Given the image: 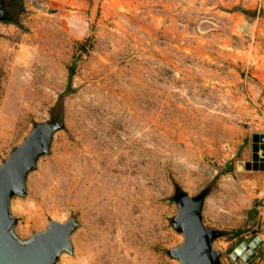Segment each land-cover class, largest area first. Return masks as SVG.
<instances>
[{
	"label": "rangeland",
	"instance_id": "1",
	"mask_svg": "<svg viewBox=\"0 0 264 264\" xmlns=\"http://www.w3.org/2000/svg\"><path fill=\"white\" fill-rule=\"evenodd\" d=\"M6 6L0 163L35 123L63 119L11 199L20 237L75 215L57 264H177L175 187L209 186L219 264H239L229 254L255 235L247 264L264 262V0H22L9 18Z\"/></svg>",
	"mask_w": 264,
	"mask_h": 264
},
{
	"label": "water",
	"instance_id": "2",
	"mask_svg": "<svg viewBox=\"0 0 264 264\" xmlns=\"http://www.w3.org/2000/svg\"><path fill=\"white\" fill-rule=\"evenodd\" d=\"M3 11L0 10V14ZM63 128L60 116L56 121L35 123L21 143L0 163V264H57L63 254H73L72 234L79 227L75 215L64 221L50 219L44 228L22 238L16 233L17 219L11 211V199L26 195V182L36 169L38 159L49 154L53 135ZM258 141V168L264 170V134L253 136ZM205 197L195 199L186 193L177 204L172 219L173 229L181 241L167 249L177 264H219L221 252L213 246L221 231L206 227L202 220ZM264 232V214H263ZM263 242L260 235L242 242L229 254L239 264H247Z\"/></svg>",
	"mask_w": 264,
	"mask_h": 264
},
{
	"label": "trees",
	"instance_id": "3",
	"mask_svg": "<svg viewBox=\"0 0 264 264\" xmlns=\"http://www.w3.org/2000/svg\"><path fill=\"white\" fill-rule=\"evenodd\" d=\"M4 2L7 4L6 11L4 12L5 15H6L5 16L6 18H9V17H12L13 15H15L17 9H20V10L22 9V0H4ZM73 71H74V68H73V66H71L70 69H69V77L71 75H73ZM68 89H70L69 83L67 84V89L66 90H68ZM61 98H62V96L60 95L58 101H60ZM231 170H232V167L230 166L228 171H231ZM208 192H209V186H206L194 198L198 199V198L205 197ZM185 195H186V192L184 190H182L179 186H176L175 187V192L173 193V196H172L173 201L174 202H178Z\"/></svg>",
	"mask_w": 264,
	"mask_h": 264
},
{
	"label": "bare ground",
	"instance_id": "4",
	"mask_svg": "<svg viewBox=\"0 0 264 264\" xmlns=\"http://www.w3.org/2000/svg\"><path fill=\"white\" fill-rule=\"evenodd\" d=\"M88 192V191H87ZM93 192V191H92ZM91 192V193H92ZM94 193V192H93ZM93 196V195H92ZM92 196H90V197H92ZM87 197V196H86ZM89 197V196H88ZM261 237V236H260ZM69 256V255H68ZM76 259V258H75ZM73 260L72 259H70V258H67V259H65V264H73ZM77 262V261H76Z\"/></svg>",
	"mask_w": 264,
	"mask_h": 264
},
{
	"label": "crops",
	"instance_id": "5",
	"mask_svg": "<svg viewBox=\"0 0 264 264\" xmlns=\"http://www.w3.org/2000/svg\"><path fill=\"white\" fill-rule=\"evenodd\" d=\"M260 264H264V262L262 261V259L260 260Z\"/></svg>",
	"mask_w": 264,
	"mask_h": 264
}]
</instances>
